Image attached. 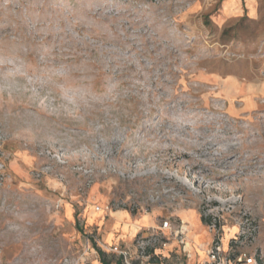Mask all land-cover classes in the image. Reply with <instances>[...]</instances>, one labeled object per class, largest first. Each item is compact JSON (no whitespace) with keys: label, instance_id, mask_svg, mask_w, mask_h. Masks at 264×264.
I'll return each mask as SVG.
<instances>
[{"label":"rangeland","instance_id":"374dc122","mask_svg":"<svg viewBox=\"0 0 264 264\" xmlns=\"http://www.w3.org/2000/svg\"><path fill=\"white\" fill-rule=\"evenodd\" d=\"M209 213L264 259V0H0V264H101L171 217L162 263L201 264Z\"/></svg>","mask_w":264,"mask_h":264},{"label":"built area","instance_id":"2783aa9c","mask_svg":"<svg viewBox=\"0 0 264 264\" xmlns=\"http://www.w3.org/2000/svg\"><path fill=\"white\" fill-rule=\"evenodd\" d=\"M136 207L135 203L121 200L107 205L103 211L105 214L124 208L133 211ZM96 211L100 209L97 208ZM218 222L217 216L208 214L207 228L211 239L205 251V260L201 264H264L260 251L246 249L255 241L252 231L238 227L236 233L225 241ZM188 232L186 223L181 219H160L155 226L146 228L135 239L131 250H118L114 247L113 251L122 258L123 264H149L156 258L163 260V256L157 253L168 249L172 243L185 250Z\"/></svg>","mask_w":264,"mask_h":264},{"label":"crops","instance_id":"0c3cea01","mask_svg":"<svg viewBox=\"0 0 264 264\" xmlns=\"http://www.w3.org/2000/svg\"><path fill=\"white\" fill-rule=\"evenodd\" d=\"M120 216H122V218L124 217L123 215L124 214H119ZM122 218H120V222L122 223V222H124L123 221V219ZM136 226H139V225H142V226H150V225H153V223H152V221H151V218H148V217H143V218H140L139 220H137L136 221ZM121 226V225H120ZM200 232H202L203 233V231H198V233L197 232H193V230H191L190 231V238H191V244H192V246H193V248H192V250H193V252H194V255H195V257H200L201 256V258L202 257H204L203 256V253H201V251L200 250H198L199 249V246L200 247H202V246H204V243H202L201 242V240H200V238H201V233ZM205 233V232H204ZM207 234V233H206ZM196 238H198L197 239V242L195 243V239ZM207 243V247H208V245H209V241L208 242H206ZM205 243V244H206ZM189 246V245H188ZM207 249V248H206ZM200 251V253L201 254H196L195 253V251ZM206 251V250H205ZM157 254H160V255H162L163 256V258L164 259H166V258H169L170 256L172 257V261L170 262V263H173V260L174 259H176V260H178L179 259V256L180 255H183L184 257L185 256H188V254L186 253V250H183V248L180 246V245H177V244H172L168 249H166V250H163V251H159ZM163 259V260H164ZM163 260H160L159 258H156V259H154L151 263H149V264H163L162 263V261Z\"/></svg>","mask_w":264,"mask_h":264},{"label":"trees","instance_id":"16d2710c","mask_svg":"<svg viewBox=\"0 0 264 264\" xmlns=\"http://www.w3.org/2000/svg\"><path fill=\"white\" fill-rule=\"evenodd\" d=\"M97 254L100 257L101 264H123L122 258H108L105 256L104 252H102L99 248L96 249Z\"/></svg>","mask_w":264,"mask_h":264},{"label":"bare ground","instance_id":"6f19581e","mask_svg":"<svg viewBox=\"0 0 264 264\" xmlns=\"http://www.w3.org/2000/svg\"><path fill=\"white\" fill-rule=\"evenodd\" d=\"M94 210H95V212H97L96 209H94ZM99 212H102V213H103V211H99ZM145 217H146V216H145ZM197 239H198V238H196L195 241H197Z\"/></svg>","mask_w":264,"mask_h":264}]
</instances>
